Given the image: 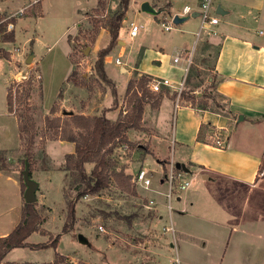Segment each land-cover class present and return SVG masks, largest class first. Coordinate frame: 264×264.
Returning a JSON list of instances; mask_svg holds the SVG:
<instances>
[{
  "label": "rangeland",
  "instance_id": "rangeland-1",
  "mask_svg": "<svg viewBox=\"0 0 264 264\" xmlns=\"http://www.w3.org/2000/svg\"><path fill=\"white\" fill-rule=\"evenodd\" d=\"M96 1L44 0L30 9L24 8L21 15L15 16L16 38L13 46L19 49L20 56L19 61L12 62L11 67L19 74L14 79L9 78L8 85L15 84V88L19 84V91L29 90L27 101L20 104L16 102L12 115L17 124H23L24 113V117H30L34 122V139L30 148V178L40 181V188L36 190L38 194L35 193V207L40 215V224L36 235L29 239L34 244L48 243L61 234L66 222L67 205L75 198L76 186L80 185L76 173L66 170L65 156L74 152V145L59 140L55 128L44 127L45 118L62 116L64 112L98 116L103 108L112 105L110 88L96 75L94 62L97 51L107 45L108 31L105 26L116 12L119 0H101L104 7L98 3L96 5ZM168 1L176 9H180L184 3L182 0H130L118 35V41L125 45L116 44L108 54L111 60L104 63L106 76L115 84L119 93H122L127 77L120 71V65L115 64L114 58H118L121 65H130L137 57L140 61L146 50H157L165 54L166 62H169L173 53L172 47L188 43L187 50L191 57L189 81L186 86L184 83L182 92L194 94L193 102L197 109L206 107L226 114L224 103L215 90L218 78L213 71V62L218 46L207 41L193 44V36L185 40L183 36L188 31L197 32V18L188 17L184 22L173 26V30H181L183 34L179 31L163 32L158 21L163 18L169 20ZM19 2L25 5L28 0ZM143 3H148L149 10H141ZM91 7L94 8L90 9ZM132 22L142 26L134 38L127 34ZM96 28H99L97 35ZM173 35L180 40L176 37L171 40ZM87 48L88 52L85 54ZM120 48H124V51L120 52ZM30 54H33L38 67L33 66V69L27 71L26 65L31 64L32 60L29 63L25 60ZM0 57L9 58L7 53L4 55L2 52ZM72 71L75 76L69 77ZM24 75L26 79L22 80ZM172 93L169 92L170 98ZM12 96L16 101L14 93ZM123 96L124 94H117V105L111 111L119 113L124 109ZM181 102L183 100L179 96V103ZM53 105L57 107L55 115L50 114ZM157 122L164 125V130L156 128ZM170 125V114L160 115L158 108L154 109L149 103L145 104L141 123L145 131H128L126 136L134 147L127 146L125 151L118 148L113 156L117 170L122 168L131 177L141 167L146 170L151 180L147 190L136 187L130 181V192H126L111 179L107 188L94 195H84L76 201L73 226L60 235L55 249L47 248L35 252L15 249L3 262L51 264L54 253L57 252L66 258L67 264H171L176 253L180 264H184L185 258L189 260L186 264H195L191 262L195 260L192 254L182 249L179 251L177 247L175 252L170 247L177 232L175 230L172 236L170 231H165L170 225L166 210L165 219L157 224L154 207L149 205L145 196L149 190L160 186L162 178L156 160L152 154L149 156L150 139L155 142L156 138H151L152 136L160 137L164 132L169 133ZM20 138L18 157L12 162L18 163L19 171L22 169L25 150L24 139L21 135ZM172 151L169 142L161 148L162 154L168 157L172 155ZM91 168V164H86V173ZM42 176L45 178H41ZM161 187L162 190H167L166 183ZM171 206L173 209L177 207L175 200L171 201ZM79 234L86 238V244L79 243ZM162 248L165 250L162 251Z\"/></svg>",
  "mask_w": 264,
  "mask_h": 264
},
{
  "label": "crops",
  "instance_id": "crops-1",
  "mask_svg": "<svg viewBox=\"0 0 264 264\" xmlns=\"http://www.w3.org/2000/svg\"><path fill=\"white\" fill-rule=\"evenodd\" d=\"M18 1L22 0H0V23H7L3 32L7 25H11L14 42L15 16L21 15L24 8L30 9L44 0H28L25 5L19 2L16 9ZM182 1L180 9L172 7L168 1L170 16L179 13L184 5H197L195 0ZM214 14L218 17V24L212 28L215 34L199 32L198 28L197 32L188 31L183 37L186 41L195 37L193 44L207 41L218 46L213 62V71L218 78L215 90L224 103L226 114L197 109L184 102L174 109V99L162 98L158 110L160 115L170 114V131L160 137H151L156 139L155 142L150 139L149 156L153 155L161 175L170 160L183 164L189 170L192 185L175 199L177 207L171 211L166 208L167 190H162V178L160 186L149 190L145 196L155 203L153 210L157 224L163 221L166 210L169 222L177 232L172 235L170 247L175 252L177 247L179 251L182 249L192 254L195 260L191 262L264 264V0H214ZM191 18L198 19L197 15ZM10 19H14L13 24ZM170 31L183 34L178 29ZM175 37L180 40L176 35L170 39ZM14 42L0 41V51L9 57H0V238L18 225L24 203L21 171L18 163H12L18 157L21 138L17 121L8 112L6 102L8 79L19 74L11 67L20 56ZM187 44L174 45L169 62H166L165 54L146 50L140 61L137 57L130 65H120V71L127 77L126 84L135 74H144L152 79L165 78L173 88L178 87L190 70L185 60L188 56L191 64ZM117 45L125 43L118 41ZM123 51L124 48H120V52ZM179 53L184 57L174 63L173 58ZM29 57L32 62L26 65L27 71L33 66L38 67L33 54L25 62ZM110 60V56H106L104 63ZM163 90L174 92L172 88ZM124 91L119 93L116 89L118 96ZM117 115L115 110L106 114L111 121ZM239 117L242 120L238 121ZM163 126L157 122L156 128L164 130ZM140 131L145 130L142 127ZM216 134L221 135V146L212 143ZM167 142L173 149L170 157L161 152ZM34 181L40 188L39 179ZM33 235L36 232L26 239L28 244H34L29 242ZM187 261L185 258L184 264Z\"/></svg>",
  "mask_w": 264,
  "mask_h": 264
},
{
  "label": "trees",
  "instance_id": "trees-1",
  "mask_svg": "<svg viewBox=\"0 0 264 264\" xmlns=\"http://www.w3.org/2000/svg\"><path fill=\"white\" fill-rule=\"evenodd\" d=\"M130 0H119L118 8L113 16L108 20L105 28L108 31L107 45L100 48L96 53V60L94 62V71L98 78L106 83L111 95L113 96L112 105L108 108H103L98 116H86L83 114H73L72 112H64L62 116H56L57 107L53 105L50 109V114L55 115L52 118L48 116L45 118L44 127L55 128V134L59 140L72 143L74 145V152L65 156L66 170H71L79 177L80 185L76 186L77 192L75 198L67 205L66 222L62 227L61 234H65L72 228L75 220V205L76 201L84 195H94L101 190L108 187L110 180L113 179L117 186L126 192H130L131 176L125 174L121 168L117 170V163L113 158L116 154V150L122 145L134 147V144L130 142L126 136L130 130H140L144 105L150 104L154 109H157L164 96L169 97V92L163 90L159 92H152L149 89V82L151 77L147 75L135 74V76L128 80L125 92L123 96L124 109L119 111L115 120L111 121L107 118L106 114L113 110L116 105V88L114 83L106 76L104 72V59L113 47L118 42L119 30L121 28V22L125 18V13L128 9ZM98 5L104 7L101 0L98 1ZM1 19V17H0ZM11 24L14 23L13 19L9 20ZM7 23H0V32H3V27ZM99 32V28L95 29L96 35ZM2 42H14L13 31L3 33L1 36ZM2 52V51H0ZM2 54H6L2 52ZM7 56V55H6ZM74 77L75 72L72 71L69 77ZM68 77V78H69ZM67 78L66 81L69 79ZM188 75L185 78L184 83L188 84ZM74 83V82H73ZM8 85L6 102L9 113H14V104L25 103L29 97V90H18L19 84ZM14 93L15 99L12 94ZM194 94H188L180 92V99L184 103L194 105ZM176 93L173 92L171 98L174 99ZM206 107H202L201 110H206ZM25 115V113H24ZM22 115L23 124L18 123V130L21 137L24 139V159L22 160V169L24 164H28L29 175L31 171V157L30 148L34 139V122L30 117ZM25 118V119H24ZM140 149L139 146H137ZM91 164L92 168L89 173L85 171V165ZM22 192L25 186L22 181ZM133 191V190H132ZM133 193V192H132ZM40 224V215L36 210L35 203L26 204L23 203L21 208V219L18 225L5 237L0 238V264H14L12 262H3L7 254L13 249H29L32 251L43 250L47 248L55 249L59 241L60 235H56L48 243L28 244L26 239L35 232H38V225ZM51 264H67L66 258L54 253Z\"/></svg>",
  "mask_w": 264,
  "mask_h": 264
},
{
  "label": "built area",
  "instance_id": "built-area-1",
  "mask_svg": "<svg viewBox=\"0 0 264 264\" xmlns=\"http://www.w3.org/2000/svg\"><path fill=\"white\" fill-rule=\"evenodd\" d=\"M195 1L197 3L195 7H192L190 5H184L179 13L176 14L174 13L171 16H169V20H167L166 18L161 20L159 23L160 27L165 32H168L174 29L173 18L175 16L190 17L195 12L199 19V32H205L208 35L215 34L212 28L218 24V17L214 14V0H195ZM141 28L142 26L139 24L133 22L130 23L128 29L129 37L134 38L135 36H137ZM10 30H11V25H7L4 33L9 32ZM183 57L184 55L182 53H179L176 57L173 58V62L176 63L179 60H181ZM185 60L187 61V65H190V58L188 56L185 57ZM114 62L117 65H121L118 58H116ZM21 79L25 80L26 76L25 75L22 76ZM183 83L184 81L181 84H179L178 87L173 88L169 80L165 78H155V79H151V81L149 82V89L152 92H159L162 88H172L174 92L177 94L174 100V109H176L179 104V94L184 87ZM212 143L215 146H221L223 143L221 139V135L216 134ZM120 148L121 150L125 151L127 149V146L122 145ZM174 164L175 163L172 160H170L166 165V168L162 174V180L167 185L165 200H166V208L168 211L172 210L170 201L177 199L181 193L189 190V188L192 185V178L188 175V173L182 170H177ZM131 183L136 187L141 188L142 190H147L151 184V180L146 170H144L143 168H139L131 177ZM149 205H151V207H154L155 205L154 201L149 200ZM169 224L170 225L165 228V231H170L173 235L174 229L172 227L171 222H169ZM98 229L102 230L101 227H99ZM171 264H178L177 259L175 258Z\"/></svg>",
  "mask_w": 264,
  "mask_h": 264
},
{
  "label": "water",
  "instance_id": "water-1",
  "mask_svg": "<svg viewBox=\"0 0 264 264\" xmlns=\"http://www.w3.org/2000/svg\"><path fill=\"white\" fill-rule=\"evenodd\" d=\"M141 10H149V7H148V3H143L141 5ZM189 16H186V17H178V16H175L173 18V23L174 25H178L182 22H184ZM190 17H196V15H191ZM88 52V48L84 51L85 54H87ZM30 61V57L28 58V60L26 61L27 63H29ZM242 120V117H239L238 118V121ZM175 168L177 170H182L186 173H189V170L183 165V164H180V163H175ZM21 176H22V181H23V184L25 186V189L23 191V201L24 203L26 204H32V203H35L36 202V196H35V193H36V190L38 188V184L30 178V175H29V168H28V164H24V168L21 172ZM78 241L79 243H82V244H86L87 243V240L86 238H84L81 234L78 235Z\"/></svg>",
  "mask_w": 264,
  "mask_h": 264
}]
</instances>
